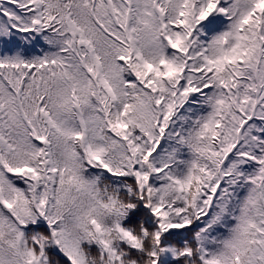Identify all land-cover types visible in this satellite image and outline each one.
I'll return each instance as SVG.
<instances>
[{
    "label": "snow or ice",
    "instance_id": "6c2138e0",
    "mask_svg": "<svg viewBox=\"0 0 264 264\" xmlns=\"http://www.w3.org/2000/svg\"><path fill=\"white\" fill-rule=\"evenodd\" d=\"M0 264H264V0H0Z\"/></svg>",
    "mask_w": 264,
    "mask_h": 264
}]
</instances>
